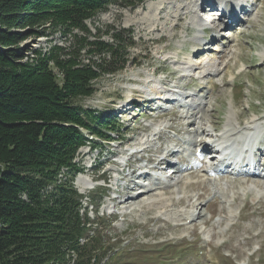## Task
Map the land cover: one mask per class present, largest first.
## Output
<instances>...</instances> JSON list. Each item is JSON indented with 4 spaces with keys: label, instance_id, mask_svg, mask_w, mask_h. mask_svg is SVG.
Instances as JSON below:
<instances>
[{
    "label": "rangeland",
    "instance_id": "1",
    "mask_svg": "<svg viewBox=\"0 0 264 264\" xmlns=\"http://www.w3.org/2000/svg\"><path fill=\"white\" fill-rule=\"evenodd\" d=\"M233 1L227 0L226 3H231V6L225 3L222 9H228L223 16L227 23L232 22L229 23L231 26L213 27V31L211 29L206 33L199 29V22L203 19H200L195 7L202 10L205 7L199 6V0H142L132 8L110 4L106 10L86 21L92 33L96 28L100 32L112 27L115 30L125 29L123 33L133 44L128 49L129 61L124 69L96 81L93 95L79 100L84 108L111 116L120 126L119 131L113 134L115 141L98 140L101 147L97 148L82 146L74 159L80 171L73 176V185L84 196L82 208L97 239L93 246L99 249L92 255V264H211L212 261L215 264H264V172L259 176L242 174L235 178L220 175L224 173V168L220 167L222 163L211 159V163H218L213 170L220 172L218 175L207 171L205 177L216 181L219 189L214 192L213 185L208 183L209 193L200 199L197 208L172 206L169 211H164L154 206L155 209L147 213L138 206L149 201L146 197L137 203L124 196H120L119 201L128 200L121 203L118 199H111L117 192L130 190L129 187L135 183L132 180L128 182L135 171L129 174L130 169L127 170L120 179H116L112 171L122 170L126 158L130 159L129 165L137 158L138 155L129 154L132 147H147L150 152L140 154L142 158L136 163L138 166L156 151L162 156L167 150L173 152L168 148L176 150L177 154L170 153V156L173 157V169L179 171L172 173L165 183L172 185L175 199L188 194L195 200V195L202 189H178L183 167L200 164V161L202 167L205 164L204 157L195 156L193 140L205 138L213 146L212 143L224 131L236 132L231 139L243 138L247 126L246 123L243 126L237 124L238 116L244 122L254 120L248 122L249 125L258 122V134L264 137V0H244V18L240 19L237 15L235 20L229 19L231 9L237 8ZM215 2L213 7L221 3L220 0ZM161 6L165 10L159 13L158 7ZM180 12L183 19L181 27L176 28L174 24ZM160 14L164 16L162 20L158 19ZM155 26L158 29H153ZM186 26L190 29L186 30ZM142 27L147 29L141 30ZM228 31L230 34L222 35ZM211 35L218 37L210 42ZM161 36L164 37L156 41ZM202 38L209 40V47L202 49L201 55H195L199 49L198 41ZM102 39L111 40L109 34L103 35ZM70 40V34L63 36L61 31L56 30L46 31L36 39L29 36L22 44L24 48L46 51L52 45L67 46ZM187 84L189 88L185 90ZM154 85L162 87L165 95L168 93L165 100H162L164 96L160 99L151 97ZM200 85L202 90H199ZM166 86L171 88L166 90ZM130 100H134L137 107L120 112L131 106L127 105ZM162 115L165 117L157 118ZM214 122L219 126L217 131L213 129ZM117 140L121 141L120 144ZM260 142L257 147L260 151L255 157L264 163V139ZM103 177L109 178L105 184L101 179ZM247 178L249 181L243 182ZM193 179L186 177L185 180ZM92 186L95 189L90 190ZM153 192H161V189ZM214 199L216 204L211 203ZM115 208L118 213H124L123 219L121 215L108 214ZM221 208L231 215L224 220V227H231L226 236L213 241L226 240L229 235H235L231 238L234 251L209 246L207 242L211 237L208 228L202 224L196 227L194 234L186 231L176 234L165 229L164 221L146 223L148 216L158 214L174 224L178 222V214L187 210L202 211L203 216L214 223L220 216ZM212 209H215L213 213ZM246 230L255 236L249 244H244L249 237ZM177 235H184L185 242L176 241L174 237ZM168 239H172L173 243L167 244ZM239 243L243 246L235 248Z\"/></svg>",
    "mask_w": 264,
    "mask_h": 264
},
{
    "label": "trees",
    "instance_id": "2",
    "mask_svg": "<svg viewBox=\"0 0 264 264\" xmlns=\"http://www.w3.org/2000/svg\"><path fill=\"white\" fill-rule=\"evenodd\" d=\"M141 2L0 0V264H92L99 249L73 185L74 159L120 126L79 100L124 69L133 44L125 29L92 33L86 21L110 4ZM56 30L70 34L69 45L22 44Z\"/></svg>",
    "mask_w": 264,
    "mask_h": 264
},
{
    "label": "bare ground",
    "instance_id": "3",
    "mask_svg": "<svg viewBox=\"0 0 264 264\" xmlns=\"http://www.w3.org/2000/svg\"><path fill=\"white\" fill-rule=\"evenodd\" d=\"M199 2H200L199 6H207V7L210 6L212 8L217 3V2H215V0H199ZM227 5L230 7L231 3L228 2ZM234 8L231 9L230 16H229V19H232V20H235L237 15H238L237 9L236 8L234 9ZM245 8H246L245 4L242 5V6L240 5V9L241 10H245ZM158 9H159L158 10L159 13H161L162 11L165 10V7L161 6V7H158ZM213 10L214 11H212L213 13H211V14H214V12H217V9H213ZM227 11H228V9H226L225 11H222V13H221L222 16L219 17V18H215L214 19L213 25H212V28H211L212 31H213V27L214 28H218L219 26L229 25V23L230 24L232 23V22L227 23L228 20L226 19L225 16H223L225 14V12H227ZM239 12H240V10H239ZM163 18H164V16L162 14H160V16L158 17L159 20H162ZM221 18H223L224 20H221ZM176 19H177L176 20L177 22L174 24V27L180 28L181 27L180 21L183 19V13H181V12L178 13ZM200 19H201V16H200ZM219 20H221L222 22L221 21L219 22ZM238 21H241V20H238ZM258 25H261V23H259ZM199 26L201 27V28H199L200 31L202 30V32H205V33L208 31L205 28H203V22L200 21L199 22ZM185 28H186V30L190 29L189 26H186ZM146 29H147V27H142L141 28V30H146ZM153 29H158V26H155V28H153ZM228 34H230L229 31L224 33V34H222V35L226 36ZM163 37L164 36L156 38V41L162 39ZM174 37H177V35H174ZM217 37L218 36H216V35H211L210 36V42L213 41L214 39H217ZM208 44H209V40L208 41H204L203 38H202V40L198 41L197 48H199V49H197L194 54L195 55H201L202 54L201 50L202 49H208V47H209ZM202 89H203V86L200 85L199 86V90H202ZM151 90L155 94V95L153 94V96H151L154 99H160L163 96L165 97V90L162 87H160V86L158 87V86L154 85ZM150 104L151 103H149V105ZM244 112L246 113L247 111H244ZM253 121L252 120L250 121L248 119L247 122H244L243 118L238 116L237 124L239 126H243L245 123L246 124L248 122L252 123ZM213 129L216 130V131L219 130V126L217 125L216 122H214ZM195 131H197V129ZM202 132H205V129H202ZM235 134H236V132L233 131V133L230 136H233ZM220 138H221L220 136L217 137V139H220ZM230 139H231V137H229L226 142L230 141ZM191 143H193L196 146V148L199 147L203 151L208 150V149L210 150L211 148L213 149V147H214L205 138L200 139L199 141L193 140ZM259 143H262V142H260V141L257 142V147H258ZM146 148L147 147H142L139 151H144V150H146ZM171 151H173V152H169V150H167V153H166L167 157H168V155H171L170 153L177 154L176 150H171ZM259 151H260L259 148H257L255 150L256 153H259ZM127 164H128V160H127ZM200 164H201V161H200ZM200 164H197V165H194V166L186 165L185 167H183V169L180 170V177L178 179V181L181 184L178 187V189H180V190H183V189H196V188L202 189L201 192H199V193H197L195 195V197H196L195 200H192V196L188 195V194H184L182 197H180L178 199H175V197L172 195L174 193V191H175L172 188V185L164 183L163 181H157V182L152 183L150 186H144V185L135 184L132 187H129L130 190H132V191H135L136 189L140 188V192L137 193L132 198L133 199V203L140 202L146 197L149 201L145 202V203H142V204H138V206L141 207V209L143 211L147 212V213H150L152 211V209H155L154 206H156V208L164 209V211H169V208L172 207V206H185L188 209L189 208L191 209V208H194V207L197 208L198 205H200V203H201L200 199L203 196H205L206 194L209 193V189L207 187L208 183L213 185L214 192H217V189H219L217 187L218 184H217L216 181H213L212 179H209L208 177H205V173L207 171L208 172L213 171V169H215L217 167L218 163L214 164L213 169H210V170H205V167H202ZM256 164H257V166L259 165V160L258 159L256 160ZM158 165L162 166V165H164V162H159ZM227 166H229V162L228 161H226L224 164L222 163L220 165V167L224 168V170H225V168H227ZM178 171L179 170H177V168H176V169H173L172 173H176ZM244 174L248 175V176H250V175L251 176H259V174H253V173H244ZM132 175H131V177L128 178V180H130V181L133 180V176L135 174L133 176ZM186 177H193L194 179L193 180H185ZM248 181H249V178L244 179L243 182H248ZM255 184H257V182ZM158 188L161 189V192H158V193L153 192V190L158 189ZM237 198H238V195L236 196V199ZM127 200L125 199L124 201H127ZM124 201H119V202L121 203V202H124ZM212 202L215 203L216 200L214 199L213 201H211V203ZM209 208H210V206H209ZM214 211H215V209L214 210L212 209L211 213H213ZM219 211H220L219 212L220 216H218V220H216V222H214V223H210V218H205L203 216L202 211L196 212V211H191V210H187V211H185L183 213H179L178 214L179 215L178 222L174 223V224H170L168 221H166L165 218H163L161 215H158V214L152 215V216H148L147 219H146V223L164 221L165 229L172 230L176 234H178V233H180L182 231H186L189 234H194V233L197 232L196 231L197 230L196 227H199L200 224H202L203 226L208 228L207 230H208L209 235L211 237V240H209L207 242V244L209 246L214 247L216 249L225 248V249H228L229 251H234L235 249L233 250V248L231 247V244L233 243V242L231 243V238H233L235 235H232V236L229 235V238L226 239V240L217 241V242L213 241V239H215L217 237L226 236L228 230L231 227L230 226L229 228H225L224 225H223L224 220L230 218L231 215L228 214L227 212H223L222 208ZM216 212H218V211H216ZM161 230H162V228H161ZM246 232H248L249 237L247 238V241L244 242V244H249L250 241L252 240V238H254L255 236L253 237V235L249 233V230H246ZM174 238H175L176 241L180 242L182 240L183 242H185V238L186 237L184 235H180V236L177 235ZM174 238H172V239H174ZM172 239H168L166 241L167 244L171 243V242L173 243ZM241 246H243V245L239 243L237 246H234V247L235 248H240ZM211 257H212V255H211ZM215 263L216 262H214V261L211 262V264H215Z\"/></svg>",
    "mask_w": 264,
    "mask_h": 264
}]
</instances>
